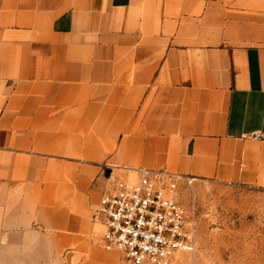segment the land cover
Segmentation results:
<instances>
[{"label":"crops","instance_id":"obj_1","mask_svg":"<svg viewBox=\"0 0 264 264\" xmlns=\"http://www.w3.org/2000/svg\"><path fill=\"white\" fill-rule=\"evenodd\" d=\"M140 168L264 188V0H0V264L125 263Z\"/></svg>","mask_w":264,"mask_h":264},{"label":"built area","instance_id":"obj_2","mask_svg":"<svg viewBox=\"0 0 264 264\" xmlns=\"http://www.w3.org/2000/svg\"><path fill=\"white\" fill-rule=\"evenodd\" d=\"M180 179L145 168L119 179L99 203L104 248L120 252L132 264H172L177 252L192 249L195 222L178 198Z\"/></svg>","mask_w":264,"mask_h":264},{"label":"rangeland","instance_id":"obj_3","mask_svg":"<svg viewBox=\"0 0 264 264\" xmlns=\"http://www.w3.org/2000/svg\"><path fill=\"white\" fill-rule=\"evenodd\" d=\"M178 198L195 235L193 248L177 252L172 264H264L263 187L180 179Z\"/></svg>","mask_w":264,"mask_h":264}]
</instances>
